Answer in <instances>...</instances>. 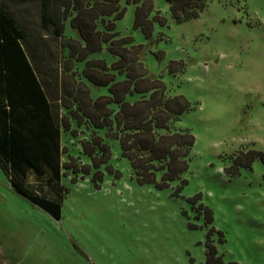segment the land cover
Here are the masks:
<instances>
[{
  "label": "rangeland",
  "instance_id": "1",
  "mask_svg": "<svg viewBox=\"0 0 264 264\" xmlns=\"http://www.w3.org/2000/svg\"><path fill=\"white\" fill-rule=\"evenodd\" d=\"M154 3L167 25H154L150 41L133 29L135 7L126 0L116 29L144 46L145 65L173 95L194 105L175 123L195 138L187 184L177 194L176 183L137 184L119 144L109 141L121 176L106 174L100 187L92 175L77 174L76 183L71 173L63 177L69 194L57 221L15 194L0 170V264H205L212 229L222 264H264V165L226 173L240 153L264 152V0H207L198 18L182 24L163 0ZM170 61L184 70L170 72ZM81 138L64 135L63 145L87 164ZM200 204L211 210L210 224Z\"/></svg>",
  "mask_w": 264,
  "mask_h": 264
},
{
  "label": "trees",
  "instance_id": "2",
  "mask_svg": "<svg viewBox=\"0 0 264 264\" xmlns=\"http://www.w3.org/2000/svg\"><path fill=\"white\" fill-rule=\"evenodd\" d=\"M163 1L176 24L198 18L207 5V0ZM120 3L0 0V170L15 194L57 221L69 194L63 177L71 173L76 183L77 174L92 175V184L100 187L106 174L121 176L111 165L109 141L119 144L137 184L164 190L176 183L175 194L187 184L182 177L195 138L175 123L194 105L173 95L148 69L143 45L117 31L125 14ZM126 3L135 7L133 29L146 40L154 25H167L154 0ZM103 53L113 59L110 64ZM157 55L160 60L164 52ZM167 68L182 72L184 64L170 61ZM102 88L107 94L94 97ZM64 135L82 137L78 144L87 164L68 153ZM256 161L264 165V152L240 153L226 173L237 176ZM199 199L198 194L189 201L194 206ZM197 209L210 224L211 210L202 204ZM213 233L204 243L205 264H222L209 240Z\"/></svg>",
  "mask_w": 264,
  "mask_h": 264
}]
</instances>
